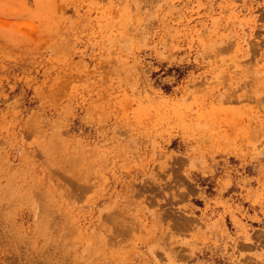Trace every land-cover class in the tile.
Returning a JSON list of instances; mask_svg holds the SVG:
<instances>
[{
  "label": "rangeland",
  "instance_id": "obj_1",
  "mask_svg": "<svg viewBox=\"0 0 264 264\" xmlns=\"http://www.w3.org/2000/svg\"><path fill=\"white\" fill-rule=\"evenodd\" d=\"M0 264H264V0H0Z\"/></svg>",
  "mask_w": 264,
  "mask_h": 264
}]
</instances>
